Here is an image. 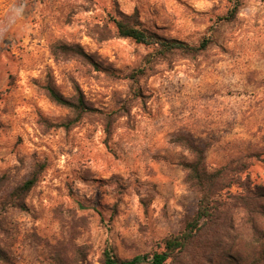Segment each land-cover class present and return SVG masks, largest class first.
<instances>
[{"label": "rangeland", "instance_id": "obj_1", "mask_svg": "<svg viewBox=\"0 0 264 264\" xmlns=\"http://www.w3.org/2000/svg\"><path fill=\"white\" fill-rule=\"evenodd\" d=\"M232 1L0 0V264L160 251L196 209L191 144L209 169L246 165L242 179L264 187V0L226 20ZM121 14L211 42L155 57L118 36ZM49 87L88 110L54 102Z\"/></svg>", "mask_w": 264, "mask_h": 264}, {"label": "trees", "instance_id": "obj_2", "mask_svg": "<svg viewBox=\"0 0 264 264\" xmlns=\"http://www.w3.org/2000/svg\"><path fill=\"white\" fill-rule=\"evenodd\" d=\"M241 1H232L224 19L236 16ZM111 20L119 37L155 47V57L175 51L198 54L211 42L209 37H204L198 45L192 46L179 39L162 37L143 28L135 15L121 14ZM48 94L54 102L78 115L88 110L81 95L72 101L51 87ZM188 147L195 153L194 161L184 164L186 179L197 193L193 215L178 233L164 239L160 251L120 258L108 246L103 250L102 264H264V187L251 186L248 178L242 179L246 165L209 169L203 150L192 144ZM35 182L36 177L32 175L18 191L28 192ZM238 183L244 191L242 195L231 193L232 186ZM248 223V233L239 230Z\"/></svg>", "mask_w": 264, "mask_h": 264}]
</instances>
